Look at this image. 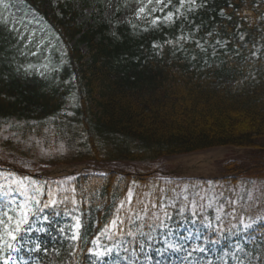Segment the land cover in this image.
Here are the masks:
<instances>
[{"label": "trees", "instance_id": "trees-1", "mask_svg": "<svg viewBox=\"0 0 264 264\" xmlns=\"http://www.w3.org/2000/svg\"><path fill=\"white\" fill-rule=\"evenodd\" d=\"M21 1L53 43L0 45V131L21 140L0 142V264L16 249L37 264L130 263L139 243L182 264H264V241L243 240L264 232V198L242 194L264 183V0H167L137 24L117 22L129 1L116 0L112 26L79 24L71 0ZM33 64L42 80L19 77ZM48 137L68 148L52 163L110 172L43 176L21 142ZM221 146L251 149L259 166L161 173L167 156Z\"/></svg>", "mask_w": 264, "mask_h": 264}, {"label": "rangeland", "instance_id": "rangeland-1", "mask_svg": "<svg viewBox=\"0 0 264 264\" xmlns=\"http://www.w3.org/2000/svg\"><path fill=\"white\" fill-rule=\"evenodd\" d=\"M129 3L122 12L117 22H126L128 24L141 23L148 18H152L156 12L165 4L166 0H128ZM75 10L80 14L78 17L79 24H92L93 19L107 22L112 26L114 16L116 14V0H105V6L102 11L96 9L94 4H89L85 0H71ZM0 6L3 10L0 11V19L5 22L4 27L0 32V45L5 49L17 48L18 51L24 52L27 49L28 54L37 52L39 47L45 44V49L48 50L53 41L48 40V30L43 25L41 20L34 12L25 9L20 0H0ZM142 9V11H141ZM76 45V42H71L70 46ZM63 50V47H60ZM82 53L87 52L85 45L80 46ZM21 54V53H20ZM28 64V61H24ZM24 68V67H23ZM25 73H21L19 77H28V82H31L35 77L37 80H42L43 75H39L35 65H30ZM5 139H10L17 144L21 141L19 138L14 137L10 132L5 129L0 131V142ZM33 142V144H32ZM21 149L30 155L33 160H38L40 164L46 165L42 171L48 172L51 176H57V170L47 171L48 167H53L57 160L68 154L67 145L59 139L48 137L43 140L25 139L21 142ZM250 150L239 148H221L215 147L208 150L186 154V155H172L162 159L160 170L162 175L167 177L176 178H190V179H219L225 176L223 163L228 160H238L243 167L253 168L259 166V162L248 158ZM64 162V161H63ZM68 163V162H67ZM50 164V165H49ZM49 165V166H48ZM121 166H124L121 164ZM94 167L93 163L86 170ZM96 169L110 170L103 166L95 164ZM120 167V166H119ZM117 167V168H119ZM55 168V167H54ZM116 166L113 168L115 169ZM45 169V171H44ZM56 169H59L56 167ZM50 171V172H49ZM241 189V188H240ZM242 190H240L241 192ZM245 201L250 202L256 198H264V183L247 191ZM242 200L241 194L236 196L234 202ZM256 205L258 204L255 202ZM247 242L264 241V232L257 233L248 239ZM17 255V253H16ZM16 259L8 260L5 264H37L32 263L29 258L16 256ZM264 259V255L262 256ZM251 264H255L252 262Z\"/></svg>", "mask_w": 264, "mask_h": 264}, {"label": "snow or ice", "instance_id": "snow-or-ice-1", "mask_svg": "<svg viewBox=\"0 0 264 264\" xmlns=\"http://www.w3.org/2000/svg\"><path fill=\"white\" fill-rule=\"evenodd\" d=\"M141 11H142V9H141ZM194 214H195V213H194ZM26 221H27V213H23V214H22V218H21V220L17 222L16 230L18 231V230H19V226H20V224H21V223H24V222H26ZM8 234H9V236H11L12 239H15V238H16L15 235H14L12 232H9Z\"/></svg>", "mask_w": 264, "mask_h": 264}]
</instances>
